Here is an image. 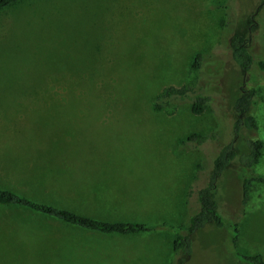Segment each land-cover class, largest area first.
<instances>
[{
	"label": "rangeland",
	"instance_id": "374dc122",
	"mask_svg": "<svg viewBox=\"0 0 264 264\" xmlns=\"http://www.w3.org/2000/svg\"><path fill=\"white\" fill-rule=\"evenodd\" d=\"M238 30L253 58L245 73L230 56L229 37ZM259 61L264 0H21L3 8L0 185L75 206L91 201L96 185L89 179L105 178L108 194L99 200L140 210L152 239L175 235L197 209L189 190L204 184L211 157L232 138L231 107L242 88L254 91V135L264 141ZM167 87L183 93L155 108ZM194 94L207 97L198 114L190 112ZM190 133L215 138L202 149L181 148ZM247 136L235 141L240 153ZM241 173L250 174L233 161L220 174L214 196L223 225L196 230L184 264L244 263L233 257V221L236 249L264 259V182L251 183L242 205ZM252 173L264 175V145ZM109 241L0 205V264H153L152 253L160 258L168 246ZM177 258L167 255L165 263Z\"/></svg>",
	"mask_w": 264,
	"mask_h": 264
},
{
	"label": "trees",
	"instance_id": "16d2710c",
	"mask_svg": "<svg viewBox=\"0 0 264 264\" xmlns=\"http://www.w3.org/2000/svg\"><path fill=\"white\" fill-rule=\"evenodd\" d=\"M19 1L21 0H0V10ZM229 49L231 59L239 71L242 73L247 72L253 63V58L248 49V38L244 30H238L231 34L229 37ZM199 59L200 55L199 53H196L194 55L192 67L195 68L198 66ZM258 65L260 68H264L263 61H259ZM182 93V90L167 87L154 97L153 105L155 108H161L162 105L169 103V98L171 96L181 95ZM253 98L254 91L252 89H240L238 95L233 100L231 107L234 112V118L231 123V140L217 148L216 152L211 157L210 167L206 172L204 184L199 188H194L195 190L190 189L188 192L187 197H189L191 193L195 194L197 209L189 215L185 222L177 225L172 242L173 255H178L176 264H184L190 255L191 235L196 230L208 223L217 227L223 225L222 219L216 213L217 204L214 190L220 174L222 171L226 170L231 162L236 161L238 165H241L243 171L247 170L248 173H250L248 175L241 173L238 176L242 205H245L248 200L251 183L264 182V175H255L252 173V169L257 164L261 149L264 145V141L254 135V131L257 129V123L253 112L251 111L252 104L254 103ZM206 100V96L194 94L191 97L190 112L193 114L200 113ZM243 134H247L248 136L243 138V152L240 153L235 146V141ZM214 138L215 136L212 133L208 135L190 133L184 139L179 140L177 144L181 148L202 149L205 148L206 143L214 141ZM201 169L202 165L197 163L195 167L196 172ZM196 172L192 176L191 181L196 179ZM0 204L25 208L81 229L98 231L101 233L133 234L150 229V226L145 223L118 220L108 221L81 215L69 209L30 199L17 192L1 187ZM186 205H188L187 200ZM229 226L232 231L230 244L236 262L241 261L246 264H264V259L259 253L244 254L236 249L238 235L237 222L233 221Z\"/></svg>",
	"mask_w": 264,
	"mask_h": 264
},
{
	"label": "crops",
	"instance_id": "0c3cea01",
	"mask_svg": "<svg viewBox=\"0 0 264 264\" xmlns=\"http://www.w3.org/2000/svg\"><path fill=\"white\" fill-rule=\"evenodd\" d=\"M89 181L93 185H96V190L94 192H92V196L94 198L92 197L90 199L91 200L90 202L87 201L88 199H86L85 203L84 202L78 203L75 206H65V205L62 206V204H60L58 202L59 201L58 199H56L52 195L50 198V196H48L49 195L48 193H47L48 195L45 194L46 192L42 193V194L46 195L44 197L49 198V199L57 202L58 204L49 200V199H46V198H43V199L47 200V201H41V202H45L48 204H51L53 202L52 204L56 205L57 207L69 209V210H71L75 213L81 214V215H86V216L99 218V219H103V220L132 221V222L144 223L143 220L138 219V215H140V210L139 211L135 210L133 207H130L127 204H126V206L125 205L123 206V204H120L117 201L108 200V203H105L102 199L99 200L100 197H103L104 195L108 194L106 191L107 187L103 186L104 184H108V181L105 178L95 177V178L89 179ZM0 187L16 192L14 190V188L8 187L6 185H0ZM17 193H19V192H17ZM19 194L23 195L22 193H19ZM23 196H25V195H23ZM26 197L33 199V200L38 199V198H32L30 196H26ZM39 199H40V197H39ZM36 201H38V200H36ZM69 202H71V201H69ZM71 204H72V202H71ZM0 205H3V204H0ZM5 206H12V205H5ZM14 207H16V206H14ZM77 208H80V210H78ZM135 211H136V213L138 211V213H137L138 215L135 214ZM157 216H159L158 213H157ZM53 220H56V219H53ZM56 221L64 224L65 226H70L72 228L79 229L82 232H85V233L88 232L89 236L98 237V238L103 239L105 241H108L110 243H111V241H109V240L121 241L123 245L132 244V245L136 246V245H138V242L141 239L144 240L143 243H151L152 245H155L158 243H161V244L167 243L168 246H167L165 252L159 254L160 258L158 255L156 257V253H152L153 258L151 260V263H153V264H166L165 262H166L167 255L170 256L173 254L172 242H173V239L175 236V235H173V233L171 236H169L167 238H166V236L160 235L161 239H159V238L152 239L154 237V235L151 232H138V233H133V234L101 233L98 231H90V230H86V229H81L79 227L66 224V223L61 222L59 220H56ZM133 256H135V253Z\"/></svg>",
	"mask_w": 264,
	"mask_h": 264
}]
</instances>
